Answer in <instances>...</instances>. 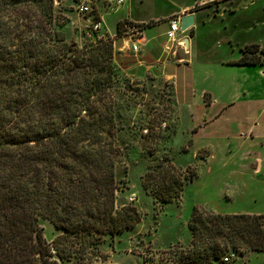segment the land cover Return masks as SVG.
I'll use <instances>...</instances> for the list:
<instances>
[{
  "label": "trees",
  "instance_id": "obj_1",
  "mask_svg": "<svg viewBox=\"0 0 264 264\" xmlns=\"http://www.w3.org/2000/svg\"><path fill=\"white\" fill-rule=\"evenodd\" d=\"M57 1L0 0V264H81L89 252L104 261L103 238L141 220L134 207L116 205L114 39L99 36L95 23L87 35L98 41L68 43L57 30ZM126 25L118 23L120 37ZM259 47H246L236 63H259ZM124 61L129 67L131 58ZM182 184L166 182L157 193L170 201ZM41 219L59 232L52 244ZM190 227L199 252L185 264H213L231 247L264 252V214L195 209Z\"/></svg>",
  "mask_w": 264,
  "mask_h": 264
},
{
  "label": "rangeland",
  "instance_id": "obj_2",
  "mask_svg": "<svg viewBox=\"0 0 264 264\" xmlns=\"http://www.w3.org/2000/svg\"><path fill=\"white\" fill-rule=\"evenodd\" d=\"M107 1V5H97L96 1L95 7L108 27L115 31L119 6L117 0ZM132 1L133 13L144 19L150 30L162 33L166 27H158L162 21H157L172 8L194 0ZM246 1L241 0L239 5ZM260 1L259 37L264 41V0ZM82 2L86 1L60 0L56 3L59 22L64 23L62 27L57 26V30L68 43L75 42L79 47L98 41L87 33L100 20L98 11L88 1L91 11L81 12ZM98 33L111 38L102 30ZM114 50L118 59L112 91L116 123L113 142L120 150L116 154V205L117 209L134 207L141 220L132 229L103 238L99 251L107 256L106 260L92 258L89 252L81 264L193 262L199 252L190 227L194 210L198 209L203 216L260 215L264 200L255 196L264 192V177L257 178L241 168L251 160H245L236 147L229 151L222 125L195 132L200 129L199 124L194 123L187 108L177 103L173 82L165 76L160 65L123 67L127 64L125 57L116 48ZM197 112L199 116L200 110ZM207 144L213 145L215 150L202 148ZM173 180L183 182L182 191L178 198L165 202L157 190ZM203 222L204 218L199 223L200 228ZM39 223L46 240L52 244L59 232L49 220L41 219ZM240 252L231 247L213 264H264V252ZM229 255L235 257L226 262ZM62 264L72 263L63 261Z\"/></svg>",
  "mask_w": 264,
  "mask_h": 264
},
{
  "label": "crops",
  "instance_id": "obj_3",
  "mask_svg": "<svg viewBox=\"0 0 264 264\" xmlns=\"http://www.w3.org/2000/svg\"><path fill=\"white\" fill-rule=\"evenodd\" d=\"M85 1L94 7L108 4L107 0ZM96 1L99 3L95 4ZM240 2L194 0L172 8L157 21H162L158 27H166L162 33L150 30L149 24L133 13L132 0L117 4L115 31L95 9L101 23L99 30L115 40V48L122 57H130L133 66L150 68L160 65L165 76L173 82L177 103L187 108L194 123L199 124L200 129L195 132L222 125L223 137L229 141V151L236 147L245 160H251L241 168L259 178L264 177V41L259 37L261 1L247 0L239 5ZM188 14H193L194 25L179 35L184 46L174 43L167 51L166 47L171 46L166 35L169 21ZM119 22L146 25L135 41L139 46L138 53L132 50L133 42L116 34ZM251 45L260 46L256 55L261 61L251 65L237 64L243 58L245 48ZM197 110H200L199 116ZM202 148L215 150L211 144ZM258 195L255 198L264 200V192ZM258 214H264V209Z\"/></svg>",
  "mask_w": 264,
  "mask_h": 264
},
{
  "label": "built area",
  "instance_id": "obj_4",
  "mask_svg": "<svg viewBox=\"0 0 264 264\" xmlns=\"http://www.w3.org/2000/svg\"><path fill=\"white\" fill-rule=\"evenodd\" d=\"M126 2V0H117V4L118 5H123ZM79 9L81 12L83 13H89L91 11L90 6L86 3V2H82L79 6ZM169 29L166 32L167 35V39L168 41L171 43V46H167L166 50L169 51L171 50L172 44L177 43V44H181L182 46H184V42L180 41V34H181V17H176V18H172L169 21ZM94 30H99L101 27V23L98 22L96 23L94 26ZM142 28L138 27L137 25H126L125 31H124V37H126V39H128V41L133 42V46H132V50L135 53H138L139 51V46L138 44L135 42L136 40H138L142 34ZM235 255H229L225 258V261H232V259H234Z\"/></svg>",
  "mask_w": 264,
  "mask_h": 264
},
{
  "label": "water",
  "instance_id": "obj_5",
  "mask_svg": "<svg viewBox=\"0 0 264 264\" xmlns=\"http://www.w3.org/2000/svg\"><path fill=\"white\" fill-rule=\"evenodd\" d=\"M193 25H194L193 14H188L181 18V31L182 32H186Z\"/></svg>",
  "mask_w": 264,
  "mask_h": 264
}]
</instances>
